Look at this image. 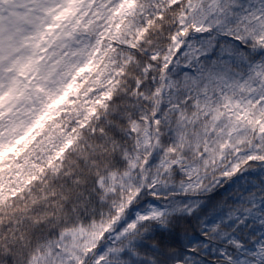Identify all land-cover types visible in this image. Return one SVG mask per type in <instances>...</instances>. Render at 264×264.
Wrapping results in <instances>:
<instances>
[{"label":"snow or ice","instance_id":"1","mask_svg":"<svg viewBox=\"0 0 264 264\" xmlns=\"http://www.w3.org/2000/svg\"><path fill=\"white\" fill-rule=\"evenodd\" d=\"M0 264H264V0H0Z\"/></svg>","mask_w":264,"mask_h":264}]
</instances>
